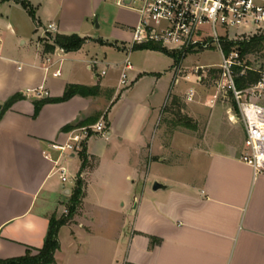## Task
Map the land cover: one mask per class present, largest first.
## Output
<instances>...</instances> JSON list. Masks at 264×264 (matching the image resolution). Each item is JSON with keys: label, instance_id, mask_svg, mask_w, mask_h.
Listing matches in <instances>:
<instances>
[{"label": "crops", "instance_id": "crops-1", "mask_svg": "<svg viewBox=\"0 0 264 264\" xmlns=\"http://www.w3.org/2000/svg\"><path fill=\"white\" fill-rule=\"evenodd\" d=\"M26 1L35 18L22 3L0 0V111L21 95L0 117V258L38 253L50 218L67 211L80 174L82 202L59 230L54 264H264V172L255 175L240 159L245 130L229 119L237 110L219 104V91L189 72L180 77H193L199 86L190 87L196 94L192 101L186 99L187 116L194 123L166 136L161 113L172 110L167 109L170 98L176 104L190 89L173 92L179 78L171 55L133 50L140 55L132 63L131 84L123 88L119 74L114 80L107 77L111 70L121 74V65L114 64L119 61L108 59V53L105 58L88 56V41L77 51L44 50L49 34L89 37L84 25L108 0ZM138 20L137 12L128 37L116 32L123 41L119 49H127L125 43L131 49ZM49 24L57 30H45ZM34 31L39 35L36 50L19 48L16 38H31ZM149 52L170 61L148 68ZM80 63L91 72L85 80L76 74ZM57 69L59 76L54 75ZM69 83L98 85L100 90L48 102L34 116L36 101L62 96ZM40 87L48 95L28 92ZM226 118L240 125L243 135ZM99 120L108 134H92L85 141L87 166L82 169L81 158L74 179L69 175L63 182L44 151L56 156L51 142L63 143L72 129ZM178 135L184 136L182 149L174 148ZM151 176L166 188L147 186Z\"/></svg>", "mask_w": 264, "mask_h": 264}, {"label": "built area", "instance_id": "built-area-1", "mask_svg": "<svg viewBox=\"0 0 264 264\" xmlns=\"http://www.w3.org/2000/svg\"><path fill=\"white\" fill-rule=\"evenodd\" d=\"M125 4H137L139 20L133 27L131 49L135 45L155 43L176 54V79L184 70V61L191 53L218 48L222 53L219 66L196 65L192 71L198 82L210 76L211 68H219L218 91L224 98L231 95L236 107L235 116L229 119L242 124L245 130V150L240 159L248 163L254 174L264 172V72L256 82L244 88L236 84L237 74H243L249 66L242 63L238 45L226 54L224 42L248 40L255 34H264V0H122ZM224 27L220 30L219 27ZM235 29V32L233 31ZM45 30L56 31L55 24H49ZM95 61L91 67L97 65ZM243 67L236 72V67ZM133 64L127 56L121 65L120 85H129V71ZM101 74H106L102 70ZM61 75V69L54 72ZM187 76V75H186ZM38 96L48 95L44 87L31 89ZM196 91L190 88L186 99L192 101ZM235 117V118H234ZM108 134L104 120L92 125L72 129L65 142L54 141L49 147L57 152L53 156L49 151L45 155L55 162L56 172L63 182L68 180L69 170L65 161L72 154L77 155L83 149L84 142L92 135Z\"/></svg>", "mask_w": 264, "mask_h": 264}, {"label": "rangeland", "instance_id": "rangeland-1", "mask_svg": "<svg viewBox=\"0 0 264 264\" xmlns=\"http://www.w3.org/2000/svg\"><path fill=\"white\" fill-rule=\"evenodd\" d=\"M138 5L137 4H125L122 2V0H108L107 4L104 5L102 8L98 9L96 11V14L93 19H89L88 23H86L83 27V33L88 37L87 46L85 48V53H88V56L94 57L97 56L98 58H105L106 54L108 53L107 58L112 59L113 61H119L114 64L122 65L124 58L127 56L128 53L131 54V61L132 63L135 61V59L140 55V53L133 52V49L129 48V44L125 43L127 49L118 48L121 47V40H118L115 36L116 32L123 31V35L126 37L129 36L132 26V23L134 21L135 14L138 12L137 10ZM96 19H98L99 26H97ZM220 30H223L224 27L220 26ZM235 32V29H233ZM55 35V33H53ZM31 38H25L21 40H27L26 44H22L21 40L20 42L16 38V43L18 42V47L25 49L27 52H34L36 50L35 41L39 40V35L34 31L31 35ZM146 53V52H145ZM144 53V54H145ZM165 53V52H164ZM141 54V55H144ZM167 54V53H165ZM147 55L145 60L147 64V67L151 68H162L163 66H167L169 63V58L163 54H157V53H151L145 54ZM222 62V53L218 48H211L207 50H203L201 52L197 53H191L189 54L185 61L184 65L188 67L185 68L180 72V76H184V74H188L189 72L193 73L192 69L196 65H204V66H219V64ZM242 63L249 66L250 68L254 69H261L262 72H264V45L261 49L253 51L251 53H248L243 59ZM134 64V63H133ZM115 67V65H111V67ZM213 69L210 72V76L206 79H204L203 83L206 87L209 89L218 90L217 87V80H220V70L219 68H211ZM131 73H129V85L132 82L131 79ZM190 73V74H191ZM76 74L81 76L83 80H85L88 76L91 75L90 70L86 68L85 63L78 64V67L76 68ZM120 75L119 72L110 71L107 75L108 78H112L113 80ZM128 85V86H129ZM190 87H194L198 90V83L195 82L192 78L188 77H179L178 83L175 85L173 92L179 91V90H185L187 91ZM123 88H126V86H123ZM219 96L217 99V102L222 105L221 102H225V105L232 106L235 110L236 104L232 98L231 95H228L227 98H224L221 92H218ZM173 97L170 98L169 103L167 105V109L171 108L172 110L170 112H163L161 113V117L159 120V123L162 127H164V132L166 136H170V134L177 132V131H185L188 129L185 125L186 124H192L193 121L188 118L187 114V101H186V95L179 96V101L176 104L172 103ZM194 104V103H192ZM232 111L235 113V111ZM194 123V122H193ZM226 123H230L228 119L226 118ZM231 127L238 129L239 133L243 135V129L240 125H232L230 123ZM184 145V136L178 135L176 136V140L174 143V148L176 149H182ZM81 162V157L79 154H77L75 157H68L65 161L66 166L69 168L70 172L69 174L72 176L71 180L74 179L77 164ZM163 173H165L168 177L170 176L168 173V168L165 166L160 167ZM164 170H167L166 172ZM152 176L149 181L146 182L147 186L153 187V184L155 181H152ZM161 182V181H159ZM82 202V200H81ZM81 204V203H80ZM79 204V206H80ZM63 214H66L67 211L62 212ZM33 254V253H32Z\"/></svg>", "mask_w": 264, "mask_h": 264}, {"label": "trees", "instance_id": "trees-1", "mask_svg": "<svg viewBox=\"0 0 264 264\" xmlns=\"http://www.w3.org/2000/svg\"><path fill=\"white\" fill-rule=\"evenodd\" d=\"M22 3L25 7L28 8L30 14L35 18V11L30 3L26 0H16ZM88 37H81L77 33L73 34H61L56 33L55 35L49 34L48 41L45 43L44 50L45 52H53L56 48H61L66 52L77 51L82 48V46L86 43ZM238 45V50L240 52L241 58L243 59L248 53L259 50L264 45V34H255L248 40L234 42H224V51L228 54L232 50L233 45ZM133 50L140 49H151L165 52L171 55L175 62L179 59V57L164 49L159 44L155 43H147L141 45H135L132 48ZM236 72L242 70L243 67H236ZM262 77L261 69L247 68L243 74H237L236 76V84L240 88H244L253 83H256ZM100 87L98 85L88 86L79 83H69L65 89V92L62 96L56 98H46L41 99L35 102V112L34 116H37L42 106L48 102H60L70 99L75 95L80 96H90L97 95L99 93ZM21 95H16L10 98L4 106L1 108L0 117L4 114V112L13 104V102L20 98ZM237 110V107H235ZM83 123V121L78 124ZM73 125H67L65 128L70 129ZM80 156L83 159L82 169L85 168L88 164V156L86 152L85 142L83 144V149L80 152ZM84 195V181L81 178L80 174L77 179L76 186L70 196L68 205H67V213L62 214L60 217L57 215H53L50 218L49 228L47 231V235L45 238V242L42 248L38 249L37 254H32L31 251H28L24 256L11 257V258H0V264H54V254L60 247L59 240V230L60 228L67 224L76 213L79 204ZM155 240V239H154Z\"/></svg>", "mask_w": 264, "mask_h": 264}, {"label": "water", "instance_id": "water-1", "mask_svg": "<svg viewBox=\"0 0 264 264\" xmlns=\"http://www.w3.org/2000/svg\"><path fill=\"white\" fill-rule=\"evenodd\" d=\"M96 23H97V26H99V23H98V19H96ZM71 156H74V154H72ZM163 188H166V185L159 182V181H155L154 184H153V189L154 190H158V189H163Z\"/></svg>", "mask_w": 264, "mask_h": 264}]
</instances>
